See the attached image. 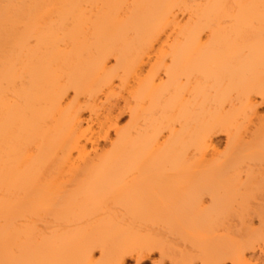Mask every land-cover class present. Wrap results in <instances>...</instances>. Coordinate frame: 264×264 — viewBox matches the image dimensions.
<instances>
[{
    "label": "bare ground",
    "instance_id": "6f19581e",
    "mask_svg": "<svg viewBox=\"0 0 264 264\" xmlns=\"http://www.w3.org/2000/svg\"><path fill=\"white\" fill-rule=\"evenodd\" d=\"M259 106L264 0H0V264H264Z\"/></svg>",
    "mask_w": 264,
    "mask_h": 264
},
{
    "label": "rangeland",
    "instance_id": "374dc122",
    "mask_svg": "<svg viewBox=\"0 0 264 264\" xmlns=\"http://www.w3.org/2000/svg\"><path fill=\"white\" fill-rule=\"evenodd\" d=\"M259 107H260L259 108L260 113L264 115V106H259ZM118 121H119L120 125L125 124L127 121V115L126 114L120 115L118 118ZM216 142H218L217 144L219 145V148L222 149L224 146L225 139L223 136H219L216 139ZM100 143H101V145L103 144L102 142H100ZM166 236H167V242L168 243H170L171 245H175L174 243H176L178 241L179 243L177 242L176 246L178 245V247L181 248L182 242L180 240H178L179 238L177 239V237L175 238V236L172 238L169 235H166ZM175 240H177V241H175ZM96 256H98V255L96 254ZM158 259H160V257L158 256V253H153L148 257L147 260H144L143 262H141L139 264H156ZM159 262H160V260H159ZM134 263H135V261L132 258L130 260L128 259L126 262V264H134ZM163 264H170V263H169V261L164 260ZM195 264H199V263H195ZM225 264H229V263H225Z\"/></svg>",
    "mask_w": 264,
    "mask_h": 264
}]
</instances>
